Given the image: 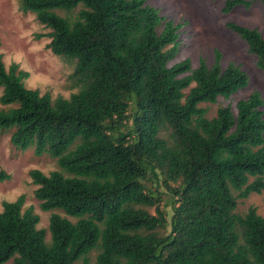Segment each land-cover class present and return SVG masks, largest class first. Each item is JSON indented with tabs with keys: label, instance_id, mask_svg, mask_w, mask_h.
<instances>
[{
	"label": "trees",
	"instance_id": "16d2710c",
	"mask_svg": "<svg viewBox=\"0 0 264 264\" xmlns=\"http://www.w3.org/2000/svg\"><path fill=\"white\" fill-rule=\"evenodd\" d=\"M145 1L18 0L49 29L50 52L74 61L76 91L52 99L27 89V72L5 68L0 54V134L55 160L47 174L29 170L33 196L42 211L75 221L50 213L46 242L23 196L2 200L0 264H86L91 250L95 264H264V214L234 211L264 190V100L252 90L234 111L221 105L207 117L199 104L244 88L246 73L233 62L221 68L216 50L210 66L170 64L182 24ZM251 3L225 0L221 13ZM224 27L264 76L260 32ZM154 181L166 198L147 186Z\"/></svg>",
	"mask_w": 264,
	"mask_h": 264
},
{
	"label": "rangeland",
	"instance_id": "374dc122",
	"mask_svg": "<svg viewBox=\"0 0 264 264\" xmlns=\"http://www.w3.org/2000/svg\"><path fill=\"white\" fill-rule=\"evenodd\" d=\"M225 0H146L145 3L158 8L159 12L175 23L182 24L179 29V52L170 62L188 58L191 68L198 65L201 58L210 66L214 61V50L220 53L219 66L223 68L228 62L238 64L248 77L244 88L237 90L227 99L217 97L214 103H201L205 107L207 117H212L218 106L230 105L234 111V103L244 99L252 90H257L264 100V76L255 65V58L246 52L243 41L229 29L224 27L225 22L257 29L264 37V5L260 0H251L249 7L235 6L226 14L221 13ZM63 15L62 11H57ZM49 29L40 25L34 14L23 13L18 9V0H0V54L5 68L14 62L18 68L27 72L22 79L27 89L47 92L53 99L56 96L67 98L76 91L68 79L73 70L74 61L67 60L52 54L47 47L49 38L45 35ZM40 36H36L39 35ZM1 107V106H0ZM264 109V107H263ZM10 130L0 134V170L8 178L0 181V203L2 200L11 202L18 196H23L21 210L31 208L37 215V228L45 229V241L48 242L47 218L50 213H57L70 221L75 218L65 215L58 209L42 211L34 198L36 188L32 184L28 172L37 169L43 174L57 170L55 160L47 154L35 155L32 147L25 149L14 148L10 142ZM151 189L164 191L158 181L146 183ZM264 190L260 193H251L244 199L236 200L235 212L243 214L249 206H253L259 215L264 214L262 200ZM169 215V209L166 208ZM1 211V204H0ZM153 212V208H149ZM95 251L87 255L86 264H95ZM2 264H11L7 261ZM73 264H83L81 260Z\"/></svg>",
	"mask_w": 264,
	"mask_h": 264
}]
</instances>
